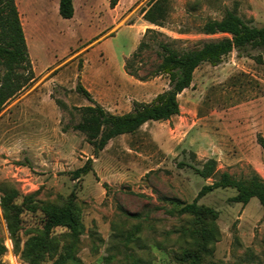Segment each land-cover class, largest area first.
<instances>
[{"label": "rangeland", "instance_id": "obj_1", "mask_svg": "<svg viewBox=\"0 0 264 264\" xmlns=\"http://www.w3.org/2000/svg\"><path fill=\"white\" fill-rule=\"evenodd\" d=\"M58 1L15 0L34 77L0 110V188L17 193L16 207L5 210L0 202V264H187L180 259L187 250L198 252L200 264H264V208L257 198L230 202L233 188L200 197L199 205L216 212L217 228L203 251L194 217L177 212L211 182L195 171L207 159L218 173L264 180L257 143L264 138L263 51L233 50L217 65L200 64L178 94V114L116 136L97 154L72 129L81 120L76 108L91 105L77 82L111 113L128 112L134 101L149 102L169 86L166 74L151 75L158 42L191 49L221 38L199 28L228 11L264 26V0H167L163 26L143 22L149 0H123L117 8L109 0H73L71 18L59 15ZM146 28L154 31L146 33L136 63L141 79L134 78L124 61ZM261 53L258 63L253 57ZM87 158L92 170L73 178ZM48 203H71L80 234L55 226L47 236Z\"/></svg>", "mask_w": 264, "mask_h": 264}, {"label": "trees", "instance_id": "obj_2", "mask_svg": "<svg viewBox=\"0 0 264 264\" xmlns=\"http://www.w3.org/2000/svg\"><path fill=\"white\" fill-rule=\"evenodd\" d=\"M117 2L118 0H109V6L114 7ZM166 11L167 0H149L147 8H143L141 13L145 21L163 26ZM58 13L62 18H71L74 14L73 0H59ZM153 31L151 28H146L143 39L124 61L125 72L134 78H140L136 63L142 62L140 54L147 47L145 35ZM199 31L204 34L223 33L225 35L216 40L203 42L200 46L191 49H178L169 43L158 42L160 59L151 75L166 74L169 86L156 94L149 102L134 101L128 112L111 113L92 98L80 81L77 82L76 91L90 101L91 105L76 108L81 113V120L74 124L72 129L85 135L94 154L102 150L108 141L116 136L132 133L148 121L167 120L178 114V94L190 86L194 70L200 64L206 62L217 65L233 50L241 52L252 48L264 52V26H250L230 11L219 20L205 21ZM253 58L258 63L263 61L262 53ZM33 77L34 73L15 0H0V110L9 99L25 88ZM257 143L264 152L262 136L257 137ZM91 170L92 160L87 158L81 167L71 172V175L73 178H78ZM195 171L202 178H210L211 182L202 185L191 202L181 203L177 212L194 217V224L197 225L194 229L195 239L198 248L203 251L216 237L217 228L213 222L216 212L209 207L199 205L198 199L218 188H233L235 194L229 197L228 201L245 205L252 197H255L264 208V180L256 173L245 179L234 178L227 172L218 173L215 160L212 158L203 162L200 168H195ZM0 191L2 208L6 210L16 207L11 204L17 196L15 190L0 188ZM43 212L44 233L47 236L49 230L55 226L67 228L73 237L82 231L79 214L71 203L62 206L48 203L43 207ZM180 259L187 264H200L198 252L184 251Z\"/></svg>", "mask_w": 264, "mask_h": 264}, {"label": "crops", "instance_id": "obj_3", "mask_svg": "<svg viewBox=\"0 0 264 264\" xmlns=\"http://www.w3.org/2000/svg\"><path fill=\"white\" fill-rule=\"evenodd\" d=\"M122 2H123V0H118V3L116 4V8L119 7V6H121V5H122ZM122 7H125V6L122 5ZM142 20H143L144 23H146V24L148 23V22L145 21L144 19H142Z\"/></svg>", "mask_w": 264, "mask_h": 264}]
</instances>
